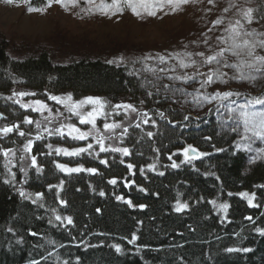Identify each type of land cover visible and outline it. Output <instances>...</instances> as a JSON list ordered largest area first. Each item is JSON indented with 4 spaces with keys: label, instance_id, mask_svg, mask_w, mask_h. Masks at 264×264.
Returning <instances> with one entry per match:
<instances>
[{
    "label": "trees",
    "instance_id": "trees-1",
    "mask_svg": "<svg viewBox=\"0 0 264 264\" xmlns=\"http://www.w3.org/2000/svg\"><path fill=\"white\" fill-rule=\"evenodd\" d=\"M134 71L130 63L118 67L100 58L54 63L45 50L15 59L7 54L4 39H0V113L6 118L0 119V127L16 123L20 124L21 130L29 132L34 141L32 154L37 155L38 163L44 168L40 177L34 169H29L27 185L23 184V175L14 168L20 182L16 187L43 192L46 204L57 207L64 215H71L75 224V227L67 226V229L52 228L47 223L51 213L22 200L15 188L3 183L5 177L0 175V264H27L35 255L32 246L37 243V238L27 235L29 229L47 233L64 244V248L53 251L58 250L62 256L73 259L78 256L81 264H179L181 256L187 264H264V236L253 231L255 227L264 228V188L258 187L264 185V160L249 165L245 152L237 151L235 156L230 155L235 150L232 141L237 137L235 134L228 139L217 137L219 129L214 114L205 116L204 112L193 116L191 112L195 109L179 107L171 97L165 98L164 93L148 97L146 90L140 87L144 77L129 75ZM13 91L35 92L36 96L32 97L41 100H46L47 95L72 93L73 98L78 99L94 95L112 104L130 102L141 111L148 112L156 121V127L149 123L141 124L140 129L129 128L130 134L121 144L132 153L126 157L119 153H100L96 143L92 152L98 156L88 153L75 157L57 155L54 151L57 146L72 148L81 141L67 136H48L37 129L35 123H22L28 114L18 104L3 98ZM141 100L144 104L140 103ZM157 111L164 112L165 118L161 119ZM29 116L38 120L35 114ZM185 116L189 119L184 120ZM121 118L124 119L123 116ZM146 131H153L156 135L149 139L144 136ZM37 132L44 139L36 140ZM205 136H212V140L205 141ZM26 139L14 131L7 137L0 136V148L19 150ZM48 144L53 146L52 149L47 147ZM188 144L212 154L192 164L181 163L184 156L178 150ZM213 144L228 151L216 153ZM49 152L52 154L48 155ZM170 155L180 167L169 166L172 163L168 159ZM100 159H107L109 164H101ZM121 159L125 163H120ZM59 162L95 167L99 174L80 172L66 175L56 169L55 164ZM153 162H156L157 171L147 170V165ZM128 163L136 166L132 172L127 168ZM140 168L145 171L141 173ZM209 170L215 171L220 180L204 175ZM3 171V157L0 156V173ZM159 171L164 175H158ZM113 178L117 180L116 185L108 183ZM61 180L64 187L60 195L68 201L67 207L59 205L56 189H48L49 184L55 185ZM130 181L135 183L125 187ZM140 188L145 191L141 192ZM100 191L105 195L100 196ZM242 191L255 193L253 203L259 206L250 207L237 195ZM229 192L233 195L229 196ZM177 193L182 202L190 205L185 212L173 210ZM117 196L131 199L136 207H129L123 200H117ZM213 199L229 203L226 221L223 220L224 214L215 211L208 203ZM140 204L146 207L141 209L138 207ZM37 216L44 219H37ZM247 216H252L254 223L249 222ZM6 225L13 226L17 230L16 235H24L27 242L16 246L15 238L7 232ZM133 232L139 237L136 245L122 239H131ZM81 241L100 246L85 249ZM112 244H120L124 253L117 254L109 247ZM176 244L183 247H172ZM143 245L149 247L136 253V247ZM227 247H251L253 251L226 253L223 250Z\"/></svg>",
    "mask_w": 264,
    "mask_h": 264
},
{
    "label": "snow or ice",
    "instance_id": "snow-or-ice-1",
    "mask_svg": "<svg viewBox=\"0 0 264 264\" xmlns=\"http://www.w3.org/2000/svg\"><path fill=\"white\" fill-rule=\"evenodd\" d=\"M7 4L17 3L20 6L25 7L28 13L44 14L54 4L59 5L65 11L78 10L77 16H93L100 15L108 19H112L116 16H122L125 12H131L134 16L140 19L148 17L163 18V16L170 13H177L184 9V6L195 3L196 0H5ZM214 0H208L209 4H212ZM253 0H245L247 5H250ZM235 8L236 13L234 18L218 17L212 21V28H208V32H212L213 29L220 31L219 35L214 38V43H210L213 40L212 37L204 35L202 43L207 46L203 51H189L188 45L183 46L181 51H171L166 54L157 52L155 54L148 52L140 56L128 57L123 53L106 60L107 64H115L116 66L127 65L129 63L136 65L139 64L140 69L134 72H129V75L139 76L141 73L150 74L153 79L144 77L140 84L141 88L146 90L148 97L154 95L165 94V98L176 97H191V102L197 107H203L208 105V109L205 112V116L212 113L216 117V126L219 131L216 132L217 137L228 139L232 134H235L237 139L232 141L234 145V151L230 155L235 156L237 151L245 152L249 154L248 164L252 165L257 161L264 160V147L255 146L258 144H264V93L260 95L244 96L240 91L227 90L221 91L215 87L216 84L227 85L230 81H236L240 83L256 84L258 81L264 80V24H260L264 21V0H260L256 7L246 6L239 7L236 3L229 0L228 7L223 8V12L228 13L231 9ZM209 11H211L209 9ZM258 24L261 30L253 26ZM220 26H223L222 28ZM193 43H196L195 41ZM195 57H199L197 60ZM174 61L172 65H169V61ZM154 62V63H149ZM189 68L195 69L193 73L186 70ZM204 69V71H201ZM51 79V78H50ZM168 81L164 83L163 81ZM195 83L198 85L193 92H188L184 85ZM179 85V86H178ZM210 87L213 90L205 93L200 89ZM154 90V91H153ZM36 96L35 92L27 91H13L10 96L3 97L6 100H10L15 104H18L22 109H31L32 112H38L43 117L42 120H33L29 116H25L22 123L33 124L35 123L37 129H42L48 136L57 135L61 138L71 137L73 140L86 141L91 137L97 145H99L100 153H119L121 157L131 155V151L128 147L118 146L114 143H107L106 141H119L123 144L124 137L129 135V128L140 129L141 124H152L156 127V121L149 116L148 112L141 111L135 105L131 103H118L112 104L110 101L104 100L101 97L87 96L83 99L74 100L72 93H68L64 96L47 95V99L54 101L56 104L61 105L64 111L59 108L53 112V109L41 99H35L33 101L25 102L24 97ZM241 98V99H236ZM242 101V102H241ZM215 102V103H214ZM144 104V100L140 101ZM91 106V107H89ZM48 112L49 115H43ZM65 112L69 115H65ZM123 112V120L113 119L109 122L110 117L121 116ZM132 114H135V119L140 122H135L132 118ZM161 119L165 118V114L162 111L156 113ZM63 119H60V118ZM75 117L80 125L90 126L87 131H83L76 123H65L67 120H71ZM0 119H6L0 113ZM103 120L102 128L97 126V121ZM189 117L185 116L184 120H188ZM197 119H201L197 117ZM127 121V124L125 123ZM48 125H52L49 127ZM117 129L120 132L117 133ZM16 132L19 137L27 138L22 147L17 149H3L0 148V156L3 157V175L5 179L3 183L15 188L19 197L22 200L30 201L32 205H35L39 209H45L47 213L51 215L47 218V223L54 229L65 228L67 226L75 227L73 217L71 215H64L59 211L57 207L47 205L45 202V194L43 192H31L25 187H16L18 183L17 172L13 171L17 168L19 173L23 175V184L27 185L30 179L29 169H34L37 177L43 175L44 168L38 163L37 155L33 152V139L30 138V133L21 130L20 124L13 123L11 126L5 125L0 127V136L7 137L10 133ZM156 133L153 131L144 132V136L151 139ZM143 137H141L142 139ZM36 140L44 139V136L37 132L35 136ZM205 141H211L212 136H205ZM47 147L52 149V145L48 144ZM212 148L216 153H224L228 150L223 147H216L215 144ZM93 144L88 143L86 147H77L72 150L68 148L58 147L55 148V154L65 155L70 157L79 156L84 153L90 155H97L93 153ZM19 151V155L17 152ZM159 151V149H155ZM43 154V153H41ZM49 152L48 155H51ZM212 153L199 151L192 144H188L182 150L184 159L181 163L192 164L193 161L199 160L204 157L210 156ZM175 155V153H173ZM172 160V156L168 157ZM100 163L108 165L107 159H100ZM120 163H125L123 159ZM172 168L180 167L174 160L169 165ZM55 167L60 172L70 175L72 173L87 172L89 174H99L98 169L95 167L85 168L83 165L77 167H68L66 164L56 163ZM136 166L132 163L127 164L129 172H132ZM147 170L157 171L156 162L147 165ZM199 171V169H196ZM144 168H140V172L143 173ZM158 175L163 176L164 172H157ZM206 176L215 177L220 180V177L215 171L209 170L204 173ZM109 184L116 185L117 180L115 178L108 181ZM134 181H130L125 184V187L134 184ZM64 181L61 180L58 184H49L48 189H56L55 197L60 206L67 207L68 201L61 198V192L63 191ZM258 187L264 188V185ZM144 192V188L139 189ZM100 196H104L105 193L100 191ZM229 196L233 193L229 192ZM241 198L245 199L250 207H258V204H254L255 193L249 194L248 192H240ZM117 200H123L129 207H136L133 205L131 199L125 200L123 196H117ZM214 210L222 212L224 214L223 220H227V213L229 210L228 202H218L216 199L209 200ZM143 209L146 207L144 204L138 205ZM188 202H182L180 200V194L177 193V198L173 206V210L177 213L185 212L189 209ZM97 212L100 209H96ZM17 217L16 219H18ZM37 219H44L42 216H37ZM246 219L249 222L254 223L252 216H247ZM230 222V221H229ZM8 233H12L14 243L16 246L25 244L26 237L24 235H16L17 230L13 226H5ZM254 232L260 236H264V228L255 227ZM27 235L37 238V243L32 246V251L35 255L27 262V264H81V258L64 257L58 250L53 249L64 248L65 245L58 240L52 238L47 233H41L37 231L28 230ZM100 235H104L101 233ZM239 235V234H237ZM126 239L128 244L136 245L139 237L135 232L131 234V239ZM75 240V237H73ZM85 249L96 248L100 245L90 244L86 241H81ZM80 244L76 246L79 247ZM10 247L12 242H9ZM109 247L113 248L117 254H123L124 249L120 244H112ZM149 246H137L136 253H139L142 248H148ZM172 247L182 248L183 245L176 244ZM153 251H160V249H152ZM226 253H250L253 251L251 247H227L223 250ZM39 256V259L36 257ZM211 259V256L208 257ZM179 264H187L184 258L179 257Z\"/></svg>",
    "mask_w": 264,
    "mask_h": 264
},
{
    "label": "rangeland",
    "instance_id": "rangeland-1",
    "mask_svg": "<svg viewBox=\"0 0 264 264\" xmlns=\"http://www.w3.org/2000/svg\"><path fill=\"white\" fill-rule=\"evenodd\" d=\"M232 2L236 3L239 7H256L260 0H253L250 5H247L245 0H232ZM228 5L229 0H214L212 4H209L208 0H196L195 3L184 6L182 11L174 14L170 13L163 16V18H160L158 15V17L140 19L131 12H125L122 16L118 15L112 19H108L98 14L93 16H83L81 14V16H77L76 12L78 10L65 11L55 4L44 14L28 13L25 7L17 3L7 4L5 0H0V39H4L6 52L12 58L23 59L27 56L35 55L41 50H45L49 54L51 61L59 64L68 63L80 58H100L106 61L122 53L128 57L140 56L148 52L166 54L171 51H181L184 45H188L189 51H203L207 47L202 43L204 35L212 37L213 40L210 43H214L215 36L220 34V31L215 28L212 32H208V28L213 27L211 22L222 16L235 17V8L231 9L228 13L223 12V8L228 7ZM260 24H264V21H261ZM253 26L261 30L258 24H254ZM220 27L222 28L223 26ZM194 41L196 43H193ZM195 58L199 60V57ZM168 63L172 65L174 61L170 60ZM131 66L134 70L141 67L139 64H131ZM177 71H187L191 74L195 69H177ZM201 71H204V69H201ZM140 75L153 79L148 73H141ZM163 82L167 83L168 81L165 80ZM184 87L187 88L188 92H193L198 85L190 83L189 85H184ZM215 87L221 91H240L244 96L260 95L264 93V80L258 81L256 84L230 81L226 86L216 84ZM212 90L210 87L200 89L201 92L205 93ZM88 96L99 97L94 95ZM171 98L181 108L195 109L191 112L193 116L206 112L209 107L208 105H204L202 108L195 106L191 102V97H180L177 95ZM35 99L32 96L23 98L25 102ZM73 99L78 100V98ZM43 101L53 109V112L58 108L64 111L62 106L56 104L54 101L49 99ZM23 111L28 116L35 114L38 120L43 119L40 113L32 112L31 109H23ZM43 115L47 116L49 113L45 112ZM65 115L69 114L65 112ZM121 116H123V112ZM121 116L110 117L109 122L113 119L123 120ZM132 118L135 122H140L135 119V114H132ZM60 119L63 118L61 117ZM65 123H76L83 131H87L90 127L80 125L75 117L65 121ZM125 123L127 124V121ZM102 124L103 120L99 119L97 126L102 128ZM48 126L52 127V125ZM39 130L43 132L42 129ZM116 131L119 133L120 129ZM88 143L95 144V141L89 137L88 140L81 141L77 146L68 149L86 147ZM107 143L122 146L119 141H106ZM255 146L264 147V144L258 142ZM182 150L183 148L178 150L180 155H182ZM246 155L249 157V154L246 153ZM59 163L66 164L68 167L80 166Z\"/></svg>",
    "mask_w": 264,
    "mask_h": 264
}]
</instances>
